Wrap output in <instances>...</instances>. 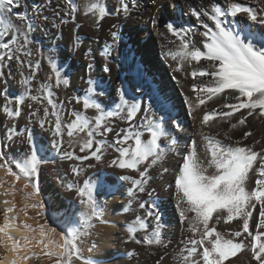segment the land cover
<instances>
[{
	"label": "snow or ice",
	"instance_id": "6c2138e0",
	"mask_svg": "<svg viewBox=\"0 0 264 264\" xmlns=\"http://www.w3.org/2000/svg\"><path fill=\"white\" fill-rule=\"evenodd\" d=\"M48 2L51 3V0ZM153 5L157 12L164 7L156 3V0H153ZM138 7V0H117L112 10L108 9L103 0H87L83 5V15L93 18L95 27L98 28L105 17L116 15L129 19L132 15L131 9ZM168 7L174 9L176 4H169ZM20 8L21 0H0V38H7L0 39V96L5 98L2 114L12 122V126L7 129L6 139L14 142V139L20 136L14 122L21 116L25 101L29 100L42 106V116H38L41 108L37 107L28 112V117L30 121L37 123L43 132L50 133L51 147L38 143L33 131L26 127V136L20 139V143L24 145L22 156L9 159L3 150L4 144L0 142V168H6L8 174L15 176L17 180L23 177L32 184L34 192L38 193L41 167L49 163L50 159H54L49 157L50 151L62 153V160L84 162L90 159L102 161L105 151L111 149L116 154L111 160V166L136 174L120 176V180L130 183L126 190L127 207H124V211L128 212L134 201L140 209L145 210L143 216L136 215L135 219L126 225L128 240L135 244L166 249L168 245L163 239L162 218L151 210L156 205L153 202L146 207L145 203L139 202V194L148 191L154 174L162 177L169 172V168L164 166L166 157L168 153L177 150L178 134L183 131V127L182 121L171 118L174 109L171 98L162 89L153 91L152 99L160 112L157 117L151 102L143 105L130 101L123 83H120L114 86L118 103L109 108L103 100L107 91L100 88V83L107 81L103 76L94 80L91 74L96 69L92 62H88L85 66V72L88 74L85 94L82 98L76 97V103H82V111L72 110L73 118L67 124H62L60 109L64 102L58 103L54 99V89L69 85L68 72H71L72 68L69 66L67 70H63L62 65L58 66L53 59L48 58L51 72L35 88L36 94H32L33 81L41 61L37 59L33 63L30 36L40 23L48 21V17L42 15L44 8L40 6H31L30 13L27 10H18ZM79 11L81 9L75 0H64V17L76 20ZM241 13L245 14V22H252L259 26V30L250 29L244 32L234 28L232 20ZM185 14L195 17L203 31L176 26L174 18H169L162 25L156 16L150 21L158 34L164 35L160 32L162 26L179 41L177 51L165 53L166 57L178 61L173 71L186 72L184 65L187 64L192 67L190 75L194 81L202 77L211 78L207 84L201 81L199 85L193 83L191 86L198 105H204L206 100H212L214 97H223L234 102L220 105L219 110L213 109L211 113L205 112L200 121V141L190 140L188 147L183 150L182 162L174 178V187L180 222L186 224L191 235L186 237V243L182 242L184 248L180 253L179 264H230L231 260L244 250L250 251L251 259L256 264H264V143L261 140L245 143L252 136L250 130L242 131L238 140L234 139L232 134L237 129H243L249 117H264V9L257 12L233 0H224L223 6L220 0H209L207 5L190 8ZM55 15L60 17L61 13L57 11ZM202 17L211 21L212 26ZM66 22L63 18L60 21L61 24ZM52 27L59 28L60 25L52 23ZM115 27L113 25L114 29ZM111 37L112 43L105 44L99 53L104 61L102 73L105 74L111 72L109 57L117 43L122 40V35L117 31H112ZM193 37L201 39L197 41ZM128 38L135 46L139 42V33L132 29ZM172 43L175 44L176 41ZM197 43L202 44V48L197 46ZM78 46V41L74 42L72 51ZM131 51L132 49H129V52ZM124 59L127 60L126 54ZM13 61L19 73L16 82L22 89L18 95L9 94L7 77L12 76L11 70L7 73L3 71ZM201 61L205 63L201 65ZM130 67L137 73L143 71L136 65L135 57L132 58ZM25 68L29 70L28 75H25ZM172 79L177 80V77L173 75ZM181 95L184 96V104L188 115L191 116L192 103L183 92ZM33 107V103L27 104L28 109ZM88 110H94L95 115H86ZM138 116L140 122L136 123ZM114 119L124 121L127 127L116 131L114 139L109 142L108 134L114 131L110 121ZM214 120L228 125L227 131L222 133V138L219 132L212 135L202 130ZM65 132L69 144L72 143L73 137H78L81 133L85 135L86 138L79 142V152L86 154L77 155L75 151L64 150ZM161 141L165 143L162 144ZM198 148L201 150L198 151ZM13 168L16 171H13ZM209 169L213 170L211 174ZM70 171L73 183L68 184L67 188L75 191L84 210L78 220L69 221L59 240L50 239L48 243L43 244L46 250L43 254L49 259L55 258L53 264H82L81 241L90 235L94 221L107 223L97 201V184L89 180H83L82 185L77 183L83 173L82 163L72 164ZM24 187H28V184ZM148 195H151V192H148ZM12 210L11 207L5 210V224L0 227V233L6 235L9 240L13 238L6 230L9 227L8 213ZM233 221L238 223V230L228 229V235L235 239L225 238L217 230V225L222 222L224 225H230ZM138 233L143 235L138 238ZM27 239L25 237L26 241ZM20 247L18 241H15L12 248L8 249L17 254L11 264L39 255L35 252L20 255ZM127 255L134 256L135 250L129 251ZM157 264L160 262L157 261Z\"/></svg>",
	"mask_w": 264,
	"mask_h": 264
},
{
	"label": "bare ground",
	"instance_id": "6f19581e",
	"mask_svg": "<svg viewBox=\"0 0 264 264\" xmlns=\"http://www.w3.org/2000/svg\"><path fill=\"white\" fill-rule=\"evenodd\" d=\"M81 9L77 13L76 20L64 17L63 5L64 0H21V8L18 10H27L30 13L31 6H40L44 8L42 15L48 17L46 23H40L31 33L30 45L33 56L32 60L39 59L41 61L40 69L33 81V93L36 94L35 88L42 83L50 74L51 69L48 65V58L53 59L58 66L62 65L63 70H67L71 66L72 71L68 72L69 85H61L58 89H54V99L63 101L60 109L62 124H67L73 118L72 110L82 111V103H76V97H83L87 88L88 74L85 72V66L88 62H92L95 66V72L91 74L94 80H99L101 76L107 82H101L100 88L107 91V95L103 97L105 104L111 108L118 103V98L114 92L116 84L123 83L127 98L130 101L140 102L143 105L153 104L156 110L155 115L160 116L155 101L152 99L153 91L162 89L174 104L171 118H178L182 121L183 131L178 134L177 150L168 153L165 167L169 168V172L164 176L153 175L150 187L145 193L139 194V202L146 204V207L153 202L156 207L151 209L157 212L164 225L163 239L168 245L167 248L158 246H147L135 244L127 238L125 231L126 225L135 219L136 215L143 216L145 210L138 207L137 202L129 208L128 212L124 211L127 207L126 190L130 186L129 182L120 180L121 175L136 174L130 170H121L111 166V160L115 157L113 150L105 151L102 161L90 159L89 161H71L62 160L60 155L50 151V162L42 165L39 174V191L34 192L32 184L21 177L19 180L15 176L9 175L6 168H0V227L5 224V210L11 207L13 210L8 213L7 233L12 236L9 240L6 235L0 233V264H11V260L16 253L9 251L15 241L21 245L19 254L24 255L30 252L39 254L30 257L28 260H17V264H53V259H49L43 253L46 251L43 247L44 243L49 240H59L60 235L68 226L70 220H78L81 212L84 210L79 204L78 198L74 190H69L67 185L73 183V176L70 171L72 164H81L83 173L77 183L82 185L83 180H89L97 184V201L104 213V221L101 223L94 221V227L90 230L88 239H83L80 243L82 250V264H179V257L186 237L190 236L186 224H181L179 218V209L177 208V197L175 194L174 178L178 170L179 164L182 162L181 157L184 149L188 147L190 140L200 141L199 131L200 121L205 112L211 113L213 109L219 110L220 105L232 103L231 99L223 97L212 100H206L204 105H198L196 95L191 90L193 83L197 85L201 81L209 83L210 77H202L193 80L190 72L192 67L185 64L186 72H174L178 61H173L171 57H166L168 51H177L179 41L176 37L168 33L162 26L158 34L157 30L151 25V18L156 16L163 22L169 18H174L176 26L193 28V30L203 31L202 27L196 22L195 17L186 15L185 13L193 7L205 6L209 0H156V3L164 5L160 12L153 5V0H138L139 7L131 9L132 15L129 19L122 16L109 15L105 17L99 27H95V21L90 16L83 15V5L87 0H75ZM109 10L117 3V0H103ZM245 6L253 8L255 11L264 9V0H233ZM223 6L224 0H220ZM169 4H176V7L170 8ZM60 5V8L56 6ZM59 11L60 17L55 13ZM67 22L61 24V19ZM202 19L212 26V22L206 17ZM231 20V18H229ZM52 23L59 24V28H53ZM115 25V29L113 28ZM232 26L244 32L251 30H259V26H255L252 22H245V14H238L235 20H232ZM121 28H123L121 30ZM135 29L139 33V42L133 46L129 42L128 33ZM117 31L122 35V40L117 43L109 57L111 72L102 73L103 58L99 53L103 50L105 44L112 43L111 32ZM6 40L7 38H0ZM199 41L200 37H193ZM78 41L79 46L72 51L74 42ZM176 41V43H172ZM127 45V47H124ZM202 48V44L197 43ZM129 49H132L129 52ZM127 55V60L124 55ZM135 57L136 65L143 69L141 73H137L130 65L132 58ZM7 63V62H6ZM205 62L201 61L203 65ZM195 66V62H193ZM198 67V66H197ZM12 72L11 77H7L9 82V94L18 95L22 91L17 84L19 73L16 71L15 62H11L10 66H6L3 71ZM25 75L29 74L27 68L24 69ZM175 75L177 80H173ZM230 91V90H229ZM187 95L192 103L193 110L191 116L188 115V109L184 104V96ZM5 98L0 96V142L4 144L3 150L7 153L8 158L20 157L23 155L22 148L24 145L20 143V139L26 136L25 128H29L34 133V138L38 143H45L50 146V133L43 132L37 123L30 121L28 112L37 107L41 108L38 116H42V106L35 102L26 100L22 106L21 116L16 119L15 126L19 137L13 141L6 139L7 129L12 126L10 122L2 114V105ZM33 103V109H28L27 104ZM227 111V109H223ZM88 116H94V110H88ZM142 115V114H141ZM54 120V118H52ZM140 122V116L137 117L136 123ZM235 122V119H233ZM114 131L108 134V140L114 139V133L121 128H126L127 124L119 119L110 121ZM228 125L222 121L214 120L210 125L205 126L202 130L208 134L215 135L217 132L221 134L227 131ZM252 132V136L245 143L252 140H261L264 143V117H249L247 125L243 129H237L232 134L234 139H240L242 131ZM175 135V133H173ZM86 138L83 133L78 137L72 138L69 144V138L64 134L63 148L67 151H75L77 155L86 153L79 152V142ZM161 143H165L161 141ZM201 149L198 148V151ZM92 166L89 167L88 165ZM13 171H16L13 168ZM213 170L209 169V174ZM28 184V187H24ZM151 192V195H148ZM36 205V206H34ZM189 215H193L189 213ZM151 220V218H149ZM211 224V222H210ZM151 227V226H150ZM52 229H55L53 232ZM228 229L232 231L238 230V223L233 221L230 225H224L223 222L217 225V230L225 236V238H233L228 235ZM44 233L42 236L41 233ZM143 233H138L140 238ZM27 237V241L25 240ZM43 243H38V241ZM184 242V243H182ZM27 244V247L23 245ZM135 250L134 256H128L129 251ZM163 257V259H161ZM230 264H256L251 259L249 250H244L238 257L233 258Z\"/></svg>",
	"mask_w": 264,
	"mask_h": 264
},
{
	"label": "rangeland",
	"instance_id": "374dc122",
	"mask_svg": "<svg viewBox=\"0 0 264 264\" xmlns=\"http://www.w3.org/2000/svg\"><path fill=\"white\" fill-rule=\"evenodd\" d=\"M90 236V235H89ZM89 236H87V237H84V239L86 240V239H88L89 238Z\"/></svg>",
	"mask_w": 264,
	"mask_h": 264
}]
</instances>
